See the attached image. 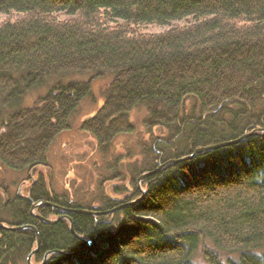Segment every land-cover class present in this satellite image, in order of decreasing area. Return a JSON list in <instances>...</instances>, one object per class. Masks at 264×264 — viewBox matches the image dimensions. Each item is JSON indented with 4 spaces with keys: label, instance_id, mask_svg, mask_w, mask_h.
<instances>
[{
    "label": "trees",
    "instance_id": "1",
    "mask_svg": "<svg viewBox=\"0 0 264 264\" xmlns=\"http://www.w3.org/2000/svg\"><path fill=\"white\" fill-rule=\"evenodd\" d=\"M0 15L17 16L0 24V165L25 174L18 186L28 184L33 203L104 213L141 197V174L264 130V0H0ZM147 26L167 29L139 33ZM103 78L102 103L80 130L104 159L117 137L136 132L131 114L143 110L144 164L127 190L111 189L122 200L101 192L87 206L55 193L39 170L50 168L49 146ZM115 172L102 184L122 181ZM141 186L131 207L70 215L76 238L66 220L35 217L56 210L34 216L0 184V224L37 230L34 264L84 249L82 239L91 241L86 253L52 254L46 264H194L197 254L204 264H264V134L161 168ZM34 249L32 231L0 230V264H26Z\"/></svg>",
    "mask_w": 264,
    "mask_h": 264
},
{
    "label": "rangeland",
    "instance_id": "2",
    "mask_svg": "<svg viewBox=\"0 0 264 264\" xmlns=\"http://www.w3.org/2000/svg\"><path fill=\"white\" fill-rule=\"evenodd\" d=\"M15 15H0V24L15 20ZM167 28L157 26H147L139 28V33L156 34L165 31ZM87 77H75V80H84ZM66 82V79L63 80ZM108 80L95 79L91 82V96L80 104L78 110L71 119L69 130L59 134L48 148L49 169L39 170L44 173L50 182L51 189L57 194H67L77 204L96 205L102 198V193L107 198L113 197L122 200L123 195H113L111 189L118 187L121 191L127 190L129 178L134 169H141L144 161L140 153V143L145 139L142 123L145 117L144 111H134L131 120L136 126V132L132 135H122L115 139L110 155L105 157L97 152L96 145L92 137L80 130V123L94 112L102 103V93ZM47 88L31 92L23 100V107L32 106L36 98L45 95ZM115 158H123L120 163L114 162ZM113 166V167H112ZM121 175V180L102 184L104 178L114 175L115 170ZM25 178L24 173L13 172L0 165V184L6 187L11 195L20 192L26 196L25 188L28 184L18 187L19 183ZM113 186V187H112ZM142 188L140 184V189ZM102 192V193H101ZM50 220L56 217L49 218ZM209 245V244H208ZM32 264L33 261H32ZM194 264H204L197 254Z\"/></svg>",
    "mask_w": 264,
    "mask_h": 264
},
{
    "label": "water",
    "instance_id": "3",
    "mask_svg": "<svg viewBox=\"0 0 264 264\" xmlns=\"http://www.w3.org/2000/svg\"><path fill=\"white\" fill-rule=\"evenodd\" d=\"M264 134V130H255L252 131L251 133L248 134H244L241 137H239L238 139L235 140H230V141H226V142H222L219 144H215V145H211V146H207V147H200V148H196L190 155L185 156V157H181V158H177V159H173V160H168L167 162L159 165L155 170L153 171H149V172H145L143 174H141L137 180V186L139 188V191L141 193V197L138 198L135 201L129 202L127 204H123L118 206L117 208H114L110 211L104 212V213H98L95 211H91V210H83V209H65V208H61L57 205L48 203V202H39V203H33V201L29 198V197H24L20 194V192H18V198H22L24 200H26L27 202H29L31 204V213L32 215H34V211L39 208V207H47V208H54L56 209L59 213H61V215L59 217H57L54 220H50L47 218H43L40 216H35L42 224L45 225H55L58 221L60 220H66L69 224V229L70 232L76 237V238H80L79 236L75 235L74 230H73V224H72V220L70 218V215L73 214H80V215H85V216H90V217H96L99 215H107V214H112V213H116L118 211H120L123 208L126 207H131L133 205H135L136 203H138L145 195L144 190L140 189V184L147 178L153 176L154 174L158 173L159 170L161 168L164 167H168V166H174L177 165L179 163H182L184 161H188L193 159L196 155H199L201 153H205V152H212L215 150H218L220 148H224V147H229V146H233V145H237L239 143H241L243 140H245L246 138L256 135V134ZM0 230L3 231H10V232H17V231H21V230H30L35 234V249L28 255L27 260H26V264H32V257L34 255L37 254L38 250H39V246H40V239H39V235L37 230L34 227L31 226H16V227H9V226H5L4 224H0ZM82 242L85 244V248L80 250V251H75V252H60V251H53V252H49L47 253L42 262L40 264H46L47 258L52 255V254H59V255H63L65 257H72V256H78L81 255L83 253H86V251L89 249L90 245H91V241L88 239H82Z\"/></svg>",
    "mask_w": 264,
    "mask_h": 264
},
{
    "label": "flooded vegetation",
    "instance_id": "4",
    "mask_svg": "<svg viewBox=\"0 0 264 264\" xmlns=\"http://www.w3.org/2000/svg\"><path fill=\"white\" fill-rule=\"evenodd\" d=\"M19 187V186H18ZM16 195H17V193H16ZM23 196V195H22ZM26 196H28V195H26ZM18 197V196H17ZM25 197V196H24ZM20 199H22V198H20ZM54 209V208H53ZM54 210H56V209H54ZM57 211V210H56ZM58 212V211H57ZM59 213V212H58ZM59 215H61V213L59 214ZM59 215L57 216V217H59ZM56 217V216H55ZM56 217V218H57Z\"/></svg>",
    "mask_w": 264,
    "mask_h": 264
}]
</instances>
